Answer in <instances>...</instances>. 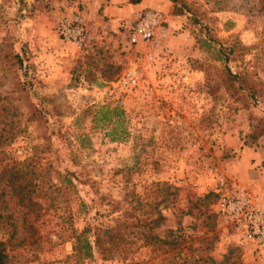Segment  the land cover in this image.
Here are the masks:
<instances>
[{
    "label": "rangeland",
    "instance_id": "1",
    "mask_svg": "<svg viewBox=\"0 0 264 264\" xmlns=\"http://www.w3.org/2000/svg\"><path fill=\"white\" fill-rule=\"evenodd\" d=\"M165 1L166 34L144 43L103 20L99 0H0L3 264H264V246L213 210L222 193L264 195V133L245 141L264 116V0ZM75 11L100 35L90 46L55 32ZM228 70L254 81L255 97L232 92ZM100 105L124 110L125 138L92 121ZM12 182L34 203L24 222ZM86 226H116L125 259L75 262L71 231Z\"/></svg>",
    "mask_w": 264,
    "mask_h": 264
},
{
    "label": "built area",
    "instance_id": "2",
    "mask_svg": "<svg viewBox=\"0 0 264 264\" xmlns=\"http://www.w3.org/2000/svg\"><path fill=\"white\" fill-rule=\"evenodd\" d=\"M117 26L125 29L131 42H158L167 31L166 16L156 9H146L133 22H118ZM95 30L90 27L88 16L83 11L65 15L55 24L59 39L78 48L90 46L92 40L100 36ZM134 74L131 70L123 75L122 84L133 85L136 82ZM213 210L218 225L230 226L246 241L258 247L264 246V195L250 191L222 193L214 202Z\"/></svg>",
    "mask_w": 264,
    "mask_h": 264
},
{
    "label": "trees",
    "instance_id": "3",
    "mask_svg": "<svg viewBox=\"0 0 264 264\" xmlns=\"http://www.w3.org/2000/svg\"><path fill=\"white\" fill-rule=\"evenodd\" d=\"M131 3H137L139 0H129ZM176 5H173V13L179 14L181 11L180 9L175 10ZM202 43L206 46H213V41L209 37L207 39H202ZM221 48L216 49L218 58H221L222 56L220 54H223L221 52ZM228 78L227 82L229 84V89H232V92H236L238 88L247 89L250 97H255V93L257 92V85L254 81L251 79H246L244 75L241 73L231 72L230 70L227 71ZM38 118V117H36ZM255 122L251 124L250 132L246 135V142L248 143H254L259 138L260 135L264 133V116H262L259 119H254ZM92 121L95 122H105L108 121L112 123L113 127L110 129V131L107 132V134L110 136L112 140L115 139H123L127 135V129L124 127V110L119 106H113L108 107L106 105H100L97 110L95 111L94 117L92 118ZM69 184L72 189L75 188V185L72 183V181L69 179ZM10 188L12 190V193H18L20 194V201L27 198L28 204H23L24 207L27 208L25 212H23V222L26 220V213H29L31 206L34 204L33 201L27 197L28 191L26 188V185L19 184L18 187L15 185V183L10 184ZM18 188V189H17ZM22 193V194H21ZM1 215V214H0ZM38 217V215H35V218ZM27 230H35V227L28 223ZM70 238L72 240V254L70 257L74 258L75 262L79 260H85V259H91L93 257L94 251H97L103 256H107L110 253L113 252H119L122 257L125 259V254L123 249L120 247V237L119 233L117 232L116 226L111 227H105L100 229L98 232L93 233L91 231V228L89 226L83 227L80 231H76L73 229L71 231ZM154 236L147 235V239H145L146 243H149L148 239L152 238ZM154 242L159 243H167V241L162 240L158 237H155ZM10 239H6V241H0V264H3V258L6 257V253H4V244H9ZM122 264H127L123 262Z\"/></svg>",
    "mask_w": 264,
    "mask_h": 264
},
{
    "label": "crops",
    "instance_id": "4",
    "mask_svg": "<svg viewBox=\"0 0 264 264\" xmlns=\"http://www.w3.org/2000/svg\"><path fill=\"white\" fill-rule=\"evenodd\" d=\"M100 1L103 2V4L99 5V7H102V14L100 16L103 20L111 21L112 25L117 24L119 19L135 17L145 7L156 8L164 12L170 9V5L165 0H139L137 3H131L129 0Z\"/></svg>",
    "mask_w": 264,
    "mask_h": 264
}]
</instances>
